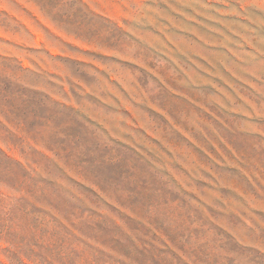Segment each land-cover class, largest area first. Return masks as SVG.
<instances>
[{"label": "rangeland", "instance_id": "374dc122", "mask_svg": "<svg viewBox=\"0 0 264 264\" xmlns=\"http://www.w3.org/2000/svg\"><path fill=\"white\" fill-rule=\"evenodd\" d=\"M0 264H264V0H0Z\"/></svg>", "mask_w": 264, "mask_h": 264}]
</instances>
